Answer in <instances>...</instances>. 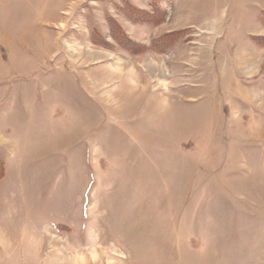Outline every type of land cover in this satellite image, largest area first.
I'll list each match as a JSON object with an SVG mask.
<instances>
[{"label":"rangeland","instance_id":"374dc122","mask_svg":"<svg viewBox=\"0 0 264 264\" xmlns=\"http://www.w3.org/2000/svg\"><path fill=\"white\" fill-rule=\"evenodd\" d=\"M0 264H264V0H0Z\"/></svg>","mask_w":264,"mask_h":264}]
</instances>
